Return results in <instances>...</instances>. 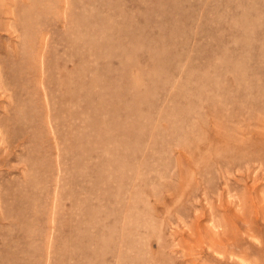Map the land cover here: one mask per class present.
Segmentation results:
<instances>
[{
	"label": "rangeland",
	"instance_id": "374dc122",
	"mask_svg": "<svg viewBox=\"0 0 264 264\" xmlns=\"http://www.w3.org/2000/svg\"><path fill=\"white\" fill-rule=\"evenodd\" d=\"M263 217L264 0H0V264H264Z\"/></svg>",
	"mask_w": 264,
	"mask_h": 264
},
{
	"label": "bare ground",
	"instance_id": "6f19581e",
	"mask_svg": "<svg viewBox=\"0 0 264 264\" xmlns=\"http://www.w3.org/2000/svg\"><path fill=\"white\" fill-rule=\"evenodd\" d=\"M260 198V197H259ZM257 199H258V197H257ZM253 200H255V199H253ZM255 201H257V200H255ZM234 214V213H233ZM241 215V214H240ZM264 218V217H263ZM225 233V232H224ZM213 237H214V235H213ZM217 237V236H216ZM212 238V237H211ZM226 238V237H225ZM206 239V238H205ZM209 239V238H208ZM219 239V238H218ZM231 249V248H230ZM217 251V250H216ZM221 251V250H220ZM228 251H230V250H228ZM231 252V251H230ZM231 254V253H230Z\"/></svg>",
	"mask_w": 264,
	"mask_h": 264
}]
</instances>
